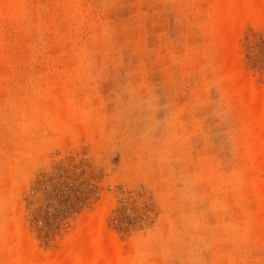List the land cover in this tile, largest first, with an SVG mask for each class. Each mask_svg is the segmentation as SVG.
Instances as JSON below:
<instances>
[{
    "label": "rangeland",
    "instance_id": "374dc122",
    "mask_svg": "<svg viewBox=\"0 0 264 264\" xmlns=\"http://www.w3.org/2000/svg\"><path fill=\"white\" fill-rule=\"evenodd\" d=\"M0 264H264V0H0Z\"/></svg>",
    "mask_w": 264,
    "mask_h": 264
}]
</instances>
